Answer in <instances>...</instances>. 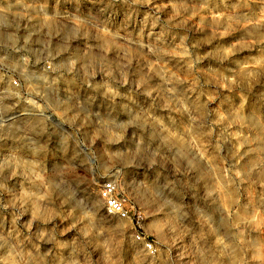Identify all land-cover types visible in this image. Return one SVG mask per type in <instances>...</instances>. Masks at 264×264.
<instances>
[{"label": "rangeland", "instance_id": "rangeland-1", "mask_svg": "<svg viewBox=\"0 0 264 264\" xmlns=\"http://www.w3.org/2000/svg\"><path fill=\"white\" fill-rule=\"evenodd\" d=\"M0 264H264V0H0Z\"/></svg>", "mask_w": 264, "mask_h": 264}, {"label": "built area", "instance_id": "built-area-1", "mask_svg": "<svg viewBox=\"0 0 264 264\" xmlns=\"http://www.w3.org/2000/svg\"><path fill=\"white\" fill-rule=\"evenodd\" d=\"M99 195L109 216L117 217L121 220H132L131 211L126 206V201L119 196L118 187L114 181H105L99 190ZM137 239L144 242L145 248L150 254H155L153 243L145 241L140 235H137Z\"/></svg>", "mask_w": 264, "mask_h": 264}]
</instances>
